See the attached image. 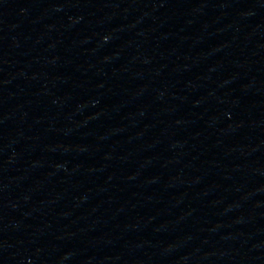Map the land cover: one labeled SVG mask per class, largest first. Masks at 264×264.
<instances>
[{
    "label": "water",
    "instance_id": "95a60500",
    "mask_svg": "<svg viewBox=\"0 0 264 264\" xmlns=\"http://www.w3.org/2000/svg\"><path fill=\"white\" fill-rule=\"evenodd\" d=\"M0 264H264V0H0Z\"/></svg>",
    "mask_w": 264,
    "mask_h": 264
}]
</instances>
